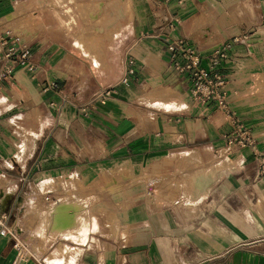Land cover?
Instances as JSON below:
<instances>
[{
    "label": "crops",
    "instance_id": "crops-1",
    "mask_svg": "<svg viewBox=\"0 0 264 264\" xmlns=\"http://www.w3.org/2000/svg\"><path fill=\"white\" fill-rule=\"evenodd\" d=\"M49 1L53 7L75 2ZM94 1L98 8L109 4ZM120 1L113 28L120 27L98 38L105 22L90 23L93 8L80 10L83 24L70 32L64 12H56L59 21L52 24L37 0H0V33L10 31L30 45L36 63V78L18 67L0 84V202L7 226L18 228L25 195L33 196L44 181L77 177L87 183L121 175L132 181L125 189L76 188L64 195L74 202L93 199L85 202L88 231L81 232L77 218L74 240L67 239L74 243L63 240L52 264H264V178L257 174V157L250 147L226 153L223 135L232 128L225 115L215 104L192 101L189 73L175 71L168 51L181 41L207 67L213 51L230 46L218 69L226 101L253 137L257 154L264 155V0H136L127 22L120 19ZM173 18L179 24L171 29ZM105 38L107 45L98 48ZM128 55L135 58L136 74L109 97L95 99L118 84ZM50 81L58 89L44 92ZM166 85L180 87L183 95ZM152 88L143 98L148 105L141 98ZM159 88L177 94L164 93L167 103L181 97L185 106L159 108L163 97L152 95ZM88 104L93 107L83 117L78 107ZM59 191L47 195L60 197ZM96 198L109 199L120 219L106 224L103 215L115 212L98 206L95 226L89 209ZM46 209L56 214L54 205L31 208L20 226L27 229L31 215ZM95 233L112 239L90 237ZM11 246L0 235V264H36L23 261L17 249L16 257Z\"/></svg>",
    "mask_w": 264,
    "mask_h": 264
},
{
    "label": "built area",
    "instance_id": "built-area-1",
    "mask_svg": "<svg viewBox=\"0 0 264 264\" xmlns=\"http://www.w3.org/2000/svg\"><path fill=\"white\" fill-rule=\"evenodd\" d=\"M169 27L174 28L175 24H179L176 18L171 19ZM238 39H233L236 42ZM229 45H224L222 49L213 51L208 57L207 67L200 66V58L195 52L189 48H185L181 41L170 44L168 51L172 54L173 67L179 74L189 73V96L192 101L210 105L215 104L216 108L221 110L230 124L232 130L229 134H224L223 138L227 140L225 150L231 152L236 149L250 147L252 153L257 157V174L264 178V155L257 154L253 137L249 134L245 126L238 120L236 114L231 110L227 101L226 93L223 90L224 80L218 69L221 61L227 60V49ZM177 56L184 60L180 63ZM24 68L32 74V78H36V63L34 61V52L30 45L21 41V39L13 35L10 31L0 33V84L12 77L16 68ZM136 74V61L131 55H128L125 61L124 73L117 85L112 86L98 93L95 99H104L109 97L118 85H126L129 79ZM58 85L54 81L47 82L42 88L44 92L56 91ZM93 105H82L78 107V111L83 117H89V111ZM0 235L8 236L14 241L13 247L17 246L18 238L15 229L7 226V214L2 208L0 202ZM17 246V247H16ZM17 257V256H16ZM30 258V256L28 257ZM23 261H26L22 259ZM37 264L40 262L36 261ZM44 264V263H42Z\"/></svg>",
    "mask_w": 264,
    "mask_h": 264
},
{
    "label": "rangeland",
    "instance_id": "rangeland-1",
    "mask_svg": "<svg viewBox=\"0 0 264 264\" xmlns=\"http://www.w3.org/2000/svg\"><path fill=\"white\" fill-rule=\"evenodd\" d=\"M37 1L39 3L40 2L42 3V4H40L38 6V7H40L41 10L49 11V14L46 11H45L46 13L45 12L43 13V11H42V13H43V16H44V14H46V16H48V17L50 16L49 19H51V23L52 24L58 23V21H59L58 20V15H57L56 12H64V15L62 16V18L66 21L65 23H68V25H66V28L69 29L70 32H78L80 30V28H81V26L83 24V22L81 20V16H80V10L82 8H93L92 13L94 14V18L90 19V23L91 24L94 23V25H96V26H101L105 22L104 32H99V33L96 32L98 34V38H100L103 35H106L105 34L106 31H108L110 33V32H112L114 30H117L120 27L119 26V27L113 28V27L117 26L118 19H119L118 18V13H117L118 12L117 3L118 4H121V1L118 2V0H115V1H113V0H108V1L107 0H99L102 3H105V1L109 2L108 5H104L103 4V6H101L100 8L97 7V4H99L100 2L94 1V0L93 1H91V0H83V3H79L80 0H75L74 3L71 2L70 4H66L64 6H58V4H56L55 7L50 6L51 5V2L49 0H37ZM123 1H125L124 2L125 5L124 6L122 5L119 8L120 19L122 20V19H124L123 17H125V21L126 22H127V18L128 19L131 18L133 20L134 14H133L132 7H133V4H134V2L136 0H123ZM91 2H93V3H91ZM31 7H34L35 8V6H33V4H32ZM124 10L125 11L130 10L131 11L130 15L128 14V12H125L123 14ZM30 19L33 20V19H35V17L31 15L30 16ZM29 40H30V43L31 44H34L36 42V38H34V37L33 38H30ZM37 40H39V39H37ZM98 41H99V42H97L98 43V48H104L107 45L106 38L104 40L103 39L102 40L99 39ZM67 43L70 44L68 41H67ZM75 48H77V47H75ZM79 60L81 62H85V63H89V64L91 62L88 59L82 58V57L79 58ZM100 61H101V56H100ZM101 64H103V62H101ZM103 65H101L100 68L103 67ZM166 86H168V87H164V88H166V89H172L175 92H178L181 95H183V92H182L183 89H180V87H177L178 88V91H177L176 89H174L175 87H173V86H169V85H166ZM153 90L154 89L152 88L147 93V95H145L144 97H142L141 98V101H143L146 104L150 105L145 100H143V98L150 97L151 96V92ZM174 91L164 90V89H161V88L156 89L154 91V93L152 95H156L158 97L159 94H160L163 97L162 101H160V99L158 98V101L157 102H158V107L159 108H161L162 110L163 109L164 110H172V109L173 110H177V109H181V108H183L185 106V104H184L183 100L181 99V97H179L178 102L175 105H174L175 100H174V103L173 102L170 103V104L167 103L168 101L165 100L166 99V95L164 93H166V94H176V93H174ZM163 101H165V103H162V105H161L160 102H163ZM171 104H172V106H171ZM168 105H170V107H167ZM19 126L21 127V125H19ZM21 129H24L25 132L29 133V131L26 130L23 126L21 127ZM18 137H21V136H18ZM221 152H220V154H221ZM74 178H77V177H73L71 180H68V181L61 179L57 183L55 181H49V182H45L44 181L45 183L43 182L41 184V188H40V190H41L42 189V186L44 184V190L43 191H40L39 190L36 193H34V195L31 196V197H29L31 195V193H27V195H25L26 198L24 199V202H23V205H24L23 208L24 209L22 208L21 211L16 215L17 216L16 217L17 218L16 220L18 221V228L15 229L16 230V233H17V238H18L17 245L18 246H21L20 249H17V250H19V252L21 253L22 259H24L26 261H29L30 260V261H33L35 263H36V261L38 262V260H42V261H45L47 264H52L50 262V258L53 255V252L57 250V248L59 247L60 243H64V241H71V242L74 243L73 240H67V239L61 238L60 239L61 240L60 242H57V240H53V242L48 245V244H45L44 242H42L41 240H39L37 238V236L34 235L35 234L34 233L35 230L28 231V229H24V228H22L20 226L21 221L24 220V216L25 215L23 216V214L26 211V208H27L26 206H27L28 202H30L33 198L36 200V202H39L40 203V205H41L40 208H42V207L43 208H45V207H51V206L53 207L52 204L54 202H56L59 199L61 200V199H64L65 198L63 191H66L65 193L67 194V191L69 189H72L73 192H74V190L77 191L76 188H82V189H86V190H97L99 188H103L105 190H108V188H110L112 190L113 189L114 190H117V189H125L130 184V182H132V181H130L128 179H126L124 181L123 180L124 178L121 175L120 176L117 175L113 179L112 178L111 179H108L106 176H104L103 178H101V180L94 181V182H87L89 185L85 181H81L78 178L77 179L79 181H74ZM126 182H127V185L124 186V184ZM50 183H52V187H50ZM74 185H75V188H74ZM56 189H59L60 190L59 191L60 197H56V198H53V199L50 198V197H52L51 195H57V194H54V190H56ZM61 192H63V193H61ZM47 194H50V197H48ZM101 196H100V198H101ZM100 198L99 199L96 198L95 199L96 202L89 209V215L92 216V220H94V218L96 216V214L94 212L96 211V209H97L98 206H101V209H104V207H105L108 211H114L113 210V205L111 204V202H110L109 199H105L103 202H101L100 201ZM55 199H56V201H53ZM92 200H93L92 198H83L82 199L83 202H86V201H89L90 202ZM102 206H104V207H102ZM34 208H36V207H34ZM92 210H93V212H92ZM45 211L47 212L45 214H48V215L49 214L51 215L52 212H53L52 209H50V210H47L46 209ZM114 212L115 213L109 212V213L103 215V217H105L106 224L111 225V223L117 222V218H118V220L120 219V215L118 213H116V211H114ZM85 215L88 216V214H85ZM34 216H35V214L34 215H31V217H30L31 222H30V224H28L29 229H31L32 225H35L36 226L38 224V221H36V219L34 218ZM94 222L97 223L96 218H95ZM7 225H11V223H9V224L7 223ZM96 235H99L101 237L100 240H102V239L105 240V238L112 239V238L108 237L105 233H98V234L95 233V234H91L90 237L97 238L98 236H96ZM77 243H79V242H77ZM13 244H14V241H12V246H11V249H13V253H14L15 248L13 247ZM68 244H70V245L73 246V244H71V243H68ZM83 249H86V246L83 247ZM29 256H30V258H28ZM42 263H44V262H42Z\"/></svg>",
    "mask_w": 264,
    "mask_h": 264
},
{
    "label": "bare ground",
    "instance_id": "bare-ground-1",
    "mask_svg": "<svg viewBox=\"0 0 264 264\" xmlns=\"http://www.w3.org/2000/svg\"><path fill=\"white\" fill-rule=\"evenodd\" d=\"M226 151V150H225ZM227 153V151H226ZM216 164V163H215ZM98 190H104L103 188H99ZM63 193V192H61ZM66 193H64L65 195ZM66 195H74L73 190L67 191ZM63 197V196H62ZM54 210L56 214H38L36 212L34 218L36 221H38L37 228L35 229L34 233L43 237L50 238L51 243L53 240L57 239H73L74 240V228L76 227V219L82 224H80V230L84 234L87 233V214L88 206L85 204V202H74V196L66 197L64 199H59L56 202L53 203ZM27 210L34 208V207H41L39 202H36V200L33 198L30 202L27 204ZM28 214V212H27ZM95 220V218H94ZM31 220L26 222L27 229L30 231L32 229H29L28 224H30ZM95 226L97 225L96 222H94ZM18 246V245H17ZM66 247L62 246L60 251H65ZM63 253V252H61ZM41 264V263H40Z\"/></svg>",
    "mask_w": 264,
    "mask_h": 264
}]
</instances>
